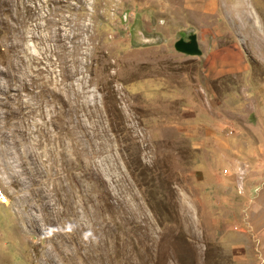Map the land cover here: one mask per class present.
Listing matches in <instances>:
<instances>
[{
    "label": "rangeland",
    "instance_id": "obj_1",
    "mask_svg": "<svg viewBox=\"0 0 264 264\" xmlns=\"http://www.w3.org/2000/svg\"><path fill=\"white\" fill-rule=\"evenodd\" d=\"M204 1L0 0V264H264V0Z\"/></svg>",
    "mask_w": 264,
    "mask_h": 264
},
{
    "label": "crops",
    "instance_id": "obj_2",
    "mask_svg": "<svg viewBox=\"0 0 264 264\" xmlns=\"http://www.w3.org/2000/svg\"><path fill=\"white\" fill-rule=\"evenodd\" d=\"M226 3H228L227 0H205L204 1V12L206 13L208 10L214 11L218 7V5L223 6L224 10H226ZM227 18L230 19L229 14L227 13ZM235 18L237 19L236 23L232 25V28L242 33V30L252 28L253 26L259 25L260 19L258 16V13L253 5V0H239L237 3V7L235 10ZM234 22V20H231ZM231 28V29H232ZM233 30V29H232ZM223 31V30H222ZM221 31V32H222ZM222 33H219L217 26H212L211 28H202L201 29V36L204 37L205 35L211 36V37H221ZM241 37V36H240ZM242 38V37H241ZM223 54L224 61H227L230 64H235L232 60V57L235 55V53L230 50L229 48L225 49H217V50H211L210 55L208 56V64L203 65L202 73L204 76L205 84L209 85L210 80L213 78H219L222 73L220 72L221 63H220V55ZM236 56V55H235ZM242 63V62H241ZM244 67V65H243ZM241 65L235 67L234 69H240L244 70L248 67L246 66L243 68ZM206 117L207 115L203 113ZM179 117H176L177 120ZM177 123V121H175ZM183 124V123H182ZM188 126V127H187ZM180 128H185V132L187 133L188 137H193V129L195 127H190L189 125L183 124ZM182 134V132H180Z\"/></svg>",
    "mask_w": 264,
    "mask_h": 264
},
{
    "label": "water",
    "instance_id": "obj_3",
    "mask_svg": "<svg viewBox=\"0 0 264 264\" xmlns=\"http://www.w3.org/2000/svg\"><path fill=\"white\" fill-rule=\"evenodd\" d=\"M174 49L186 56H201L194 33L188 35L187 41L184 40V33H181L180 38L174 43Z\"/></svg>",
    "mask_w": 264,
    "mask_h": 264
},
{
    "label": "flooded vegetation",
    "instance_id": "obj_4",
    "mask_svg": "<svg viewBox=\"0 0 264 264\" xmlns=\"http://www.w3.org/2000/svg\"><path fill=\"white\" fill-rule=\"evenodd\" d=\"M193 33L192 31L191 32H188V33H184V40L187 41V37L189 34ZM180 38V37H179ZM220 48V47H219ZM225 48H229L230 50L232 49L231 45H225L224 47H221L220 49H225ZM210 55V53L208 54V56ZM206 57V60L202 63V65H207L208 64V58L209 57ZM190 57H198V56H190ZM220 63H221V70H222V75L223 77L221 78H224L223 80H225V77L227 76H232V73H234V68L231 67V64L228 63L227 61H224V57H223V54L220 55ZM246 70H249L246 69ZM238 72H241L240 69H235V73H238ZM242 73V72H241Z\"/></svg>",
    "mask_w": 264,
    "mask_h": 264
}]
</instances>
